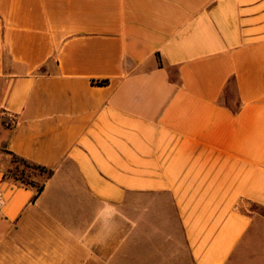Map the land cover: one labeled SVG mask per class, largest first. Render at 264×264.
Returning a JSON list of instances; mask_svg holds the SVG:
<instances>
[{
  "label": "crops",
  "instance_id": "1",
  "mask_svg": "<svg viewBox=\"0 0 264 264\" xmlns=\"http://www.w3.org/2000/svg\"><path fill=\"white\" fill-rule=\"evenodd\" d=\"M250 206L264 0H0V264H264Z\"/></svg>",
  "mask_w": 264,
  "mask_h": 264
},
{
  "label": "trees",
  "instance_id": "2",
  "mask_svg": "<svg viewBox=\"0 0 264 264\" xmlns=\"http://www.w3.org/2000/svg\"><path fill=\"white\" fill-rule=\"evenodd\" d=\"M104 83L105 81L100 82V84ZM5 152L10 156L11 165L4 172L3 179L22 187L34 189L33 199H35L43 191L45 181L52 176L53 169L30 162L10 151L6 150ZM34 174L44 175L45 178L42 182H37L33 178Z\"/></svg>",
  "mask_w": 264,
  "mask_h": 264
},
{
  "label": "rangeland",
  "instance_id": "3",
  "mask_svg": "<svg viewBox=\"0 0 264 264\" xmlns=\"http://www.w3.org/2000/svg\"><path fill=\"white\" fill-rule=\"evenodd\" d=\"M33 178L37 179V182H42L45 178L44 175L34 174ZM250 208L258 214L264 215V208H260L257 206H250Z\"/></svg>",
  "mask_w": 264,
  "mask_h": 264
}]
</instances>
